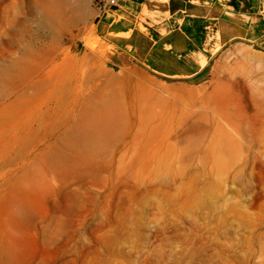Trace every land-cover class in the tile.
I'll list each match as a JSON object with an SVG mask.
<instances>
[{"label": "rangeland", "instance_id": "374dc122", "mask_svg": "<svg viewBox=\"0 0 264 264\" xmlns=\"http://www.w3.org/2000/svg\"><path fill=\"white\" fill-rule=\"evenodd\" d=\"M98 22L95 0H0L15 264H264V52L158 64Z\"/></svg>", "mask_w": 264, "mask_h": 264}, {"label": "crops", "instance_id": "0c3cea01", "mask_svg": "<svg viewBox=\"0 0 264 264\" xmlns=\"http://www.w3.org/2000/svg\"><path fill=\"white\" fill-rule=\"evenodd\" d=\"M98 27L123 52L203 70L227 47L264 52V0H119Z\"/></svg>", "mask_w": 264, "mask_h": 264}, {"label": "bare ground", "instance_id": "6f19581e", "mask_svg": "<svg viewBox=\"0 0 264 264\" xmlns=\"http://www.w3.org/2000/svg\"><path fill=\"white\" fill-rule=\"evenodd\" d=\"M2 91H3V89H2ZM219 93L220 92H216L214 94L215 97L217 96L218 98H220V96H218ZM222 94L223 93H221V96H222ZM146 107L149 109H152L151 105H150V107H148V106H146ZM146 111L147 110L145 108L144 112H146ZM159 132H160V130L158 129V127L156 129L152 130V133L158 134ZM16 249L17 248L15 247L14 235L10 232L8 233L7 231L0 232V264H6V263L7 264H15L17 262L16 256L18 255V254L16 255ZM18 250H19V248H18Z\"/></svg>", "mask_w": 264, "mask_h": 264}, {"label": "built area", "instance_id": "2783aa9c", "mask_svg": "<svg viewBox=\"0 0 264 264\" xmlns=\"http://www.w3.org/2000/svg\"><path fill=\"white\" fill-rule=\"evenodd\" d=\"M99 20L116 12L119 0H95Z\"/></svg>", "mask_w": 264, "mask_h": 264}]
</instances>
